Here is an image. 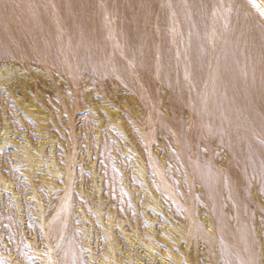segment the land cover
Here are the masks:
<instances>
[{"label":"rangeland","instance_id":"obj_1","mask_svg":"<svg viewBox=\"0 0 264 264\" xmlns=\"http://www.w3.org/2000/svg\"><path fill=\"white\" fill-rule=\"evenodd\" d=\"M247 6L0 0L2 264L20 245L32 264H264V227L240 223L264 204Z\"/></svg>","mask_w":264,"mask_h":264},{"label":"bare ground","instance_id":"obj_2","mask_svg":"<svg viewBox=\"0 0 264 264\" xmlns=\"http://www.w3.org/2000/svg\"><path fill=\"white\" fill-rule=\"evenodd\" d=\"M241 1V0H240ZM246 2H247V7H248V17L250 18V16H253V20L256 22V25H257V27H258V29H257V35L259 36V38H260V40L261 39H264V38H262L263 36H261V32H262V30L264 29V0L263 1H258L257 2V4L256 3H254V2H252L251 0H245ZM244 2V1H243ZM217 3V2H216ZM240 3V2H239ZM242 3V2H241ZM245 3V2H244ZM221 4V3H220ZM241 5V4H240ZM242 5H243V3H242ZM246 5V4H245ZM244 6V5H243ZM220 8V7H219ZM242 8V7H241ZM245 9H246V7H244ZM242 13V12H241ZM245 14V13H244ZM221 17V16H220ZM226 17V16H225ZM156 25V24H155ZM262 41V40H261ZM259 43H262L261 45H263V42H259ZM166 47V46H165ZM264 51V50H263ZM241 53H242V51H241ZM240 53V54H241ZM234 54V53H233ZM261 54V53H260ZM238 55V54H237ZM259 55V54H258ZM263 55V54H262ZM239 57V56H238ZM232 60H233V57H232ZM235 62V61H234ZM236 158V157H235ZM228 162V161H227ZM232 162H235L234 160L232 161ZM235 166V165H234ZM225 167V166H224ZM240 169V168H239ZM238 169V170H239ZM241 170V169H240ZM229 172V171H228ZM236 172V171H235ZM224 173V172H223ZM227 175V174H226ZM232 175V174H231ZM242 175H243V172H242ZM241 175V176H242ZM233 176V175H232ZM238 176V175H237ZM228 177V176H227ZM230 177V176H229ZM243 178V177H242ZM229 179V178H228ZM232 179H234V178H232ZM248 179H249V177H248ZM239 181V180H238ZM245 182H247V180L245 181ZM239 183V182H238ZM241 185V184H240ZM237 186V185H236ZM239 186V185H238ZM238 186H237V188H238ZM241 187V186H240ZM245 187V186H244ZM249 187H247V189H248ZM245 189V188H244ZM249 190V189H248ZM243 191V190H242ZM245 191V190H244ZM238 192V191H237ZM241 195V194H240ZM244 195H245V192H244ZM236 197H238L237 195H235ZM240 198V197H239ZM243 198V197H242ZM244 198H246V196H244ZM249 198V197H248ZM232 199V198H231ZM236 199V198H235ZM238 199V198H237ZM251 199V198H250ZM228 200V199H227ZM226 200V201H227ZM230 200V199H229ZM233 200V199H232ZM231 200V201H232ZM240 200V199H239ZM230 201V203L232 204V202ZM236 201V203L238 202V200H235ZM248 201V200H247ZM250 203H252L251 201H249ZM243 203V202H242ZM247 203V202H246ZM228 204V203H227ZM238 204V203H237ZM244 204V203H243ZM5 205V204H4ZM239 205V204H238ZM252 205V208H253V210H255L256 209V212H254V214L252 215V216H249V214L247 215V217L246 218H244V220L242 219V221L240 222V223H242L243 221H247L248 220V225L246 226L245 224H243L244 226H246L245 227V229L248 227V229H250L249 227H251L252 226V228H254V224H256V223H259L261 226H263L264 227V204H263V202L262 201H259V200H257V202H255V200H253V203L251 204ZM226 206V205H225ZM229 206V205H228ZM232 206V205H231ZM237 206V205H236ZM244 206V205H243ZM242 206V207H243ZM248 206V205H247ZM217 207V206H216ZM221 208H222V206H221ZM229 207H227V209H228ZM245 208V207H244ZM220 209V208H219ZM230 209H232V207H230ZM233 209H234V207H233ZM237 209V208H236ZM238 209H239V207H238ZM221 210V209H220ZM224 210V209H223ZM215 211H216V209H215ZM215 211H214V213H215ZM228 211V210H227ZM247 211V210H246ZM250 211V210H249ZM252 211V210H251ZM250 211V212H251ZM236 212H239L238 210H236ZM240 212H242V211H240ZM239 212V213H240ZM231 213V212H230ZM249 213V212H248ZM228 214V213H227ZM217 215V214H216ZM215 215V216H216ZM229 215V214H228ZM232 215H233V213H232ZM236 215V214H235ZM246 215V214H245ZM238 216V215H237ZM231 217V216H230ZM233 217H235V216H233ZM238 218H240V216L238 217ZM237 218V219H238ZM224 220V219H223ZM235 220L236 219H234V218H229L228 217V219H226V222H227V224L229 223L230 224V227H231V225H232V228L234 227L233 226V224L235 223ZM61 221V220H60ZM59 222V221H58ZM62 222V221H61ZM60 222V223H61ZM222 222V221H221ZM225 222V223H226ZM236 223H237V221H236ZM74 224V223H73ZM72 224V225H73ZM224 224V223H223ZM236 225H239V223H237ZM241 225V224H240ZM225 226V225H224ZM73 227V226H72ZM71 227V228H72ZM223 227V226H222ZM222 227H221V230H222ZM226 227V226H225ZM229 226H227L226 227V229L228 228ZM243 226H241V228H242ZM28 228V227H27ZM236 228V227H235ZM240 228V227H239ZM226 229L224 230V232L226 231ZM243 229V228H242ZM49 230L51 231V235L53 234V235H55V233L57 234L59 231H60V229H59V226L55 223L54 225H51L50 227H49ZM232 230V229H231ZM236 230H237V228H236ZM69 231V230H68ZM244 231V230H243ZM242 231V232H243ZM251 231H253V230H251ZM245 232V231H244ZM246 232H247V230H246ZM245 232V233H246ZM250 232V231H249ZM70 233V232H69ZM226 233V232H225ZM224 233V234H225ZM75 234V233H74ZM227 234V233H226ZM250 235H251V233H250ZM253 235H255V234H253L252 233V236ZM61 236V235H60ZM63 236V235H62ZM61 236V237H62ZM19 237V236H18ZM52 237H54V236H52ZM59 236H57L56 238H58ZM61 237H59V238H61ZM77 237V236H76ZM257 237V236H256ZM17 238V237H16ZM20 240V239H19ZM19 240H17V239H15V240H13V241H11V240H9L8 241V243H9V245L11 246V247H14V244H13V242L14 243H16V244H19L20 245V243H19ZM52 240V239H51ZM250 241H252L253 240V238H251V239H249ZM248 240V241H249ZM255 240H256V242L258 243L259 242V238H255ZM56 241H58L59 242V240H56ZM63 241H64V239H63ZM67 241V240H66ZM222 241V240H221ZM255 242V244H257ZM53 243H55V241H53ZM63 243V242H62ZM61 243V244H62ZM65 243V242H64ZM76 243V242H75ZM253 243V242H252ZM60 244V245H61ZM257 246V245H256ZM255 246V247H256ZM19 247H21L20 248V250L19 251H17L18 252V254H20V256L23 258V260H24V262H25V264H32V261L30 260V257H27V255H25V252H24V249L22 248V246L20 245ZM253 247V246H252ZM254 247V248H255ZM10 248V247H9ZM56 248V247H55ZM66 248V247H65ZM72 248H73V246H72ZM14 249H16V248H14ZM63 249V248H62ZM115 249V248H114ZM253 249V248H252ZM26 250V249H25ZM79 250V249H78ZM77 250V247H76V253H75V255H76V258L79 260V259H83V257H82V255L80 254L81 252L80 251H78ZM257 250V249H256ZM16 251V250H15ZM59 251V250H58ZM27 252V251H26ZM253 260L252 261H254L255 260V262H253L252 264H258V261H257V258H259L260 256H258L259 254H258V252L257 251H255V249H253ZM67 255V254H66ZM26 256V257H25ZM69 257V256H68ZM70 259V258H69ZM250 259H252V257L250 258ZM72 260V259H71ZM260 261V260H259ZM23 262V263H24ZM81 262V261H80ZM230 262V261H229ZM228 262V263H229ZM233 262V261H232ZM231 262V263H232ZM3 262H1V259H0V264H2ZM65 264V263H64ZM79 264V263H78Z\"/></svg>","mask_w":264,"mask_h":264}]
</instances>
